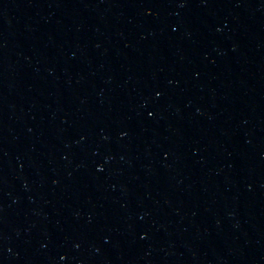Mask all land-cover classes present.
I'll return each mask as SVG.
<instances>
[{
	"label": "water",
	"instance_id": "95a60500",
	"mask_svg": "<svg viewBox=\"0 0 264 264\" xmlns=\"http://www.w3.org/2000/svg\"><path fill=\"white\" fill-rule=\"evenodd\" d=\"M0 264H264V0H0Z\"/></svg>",
	"mask_w": 264,
	"mask_h": 264
}]
</instances>
